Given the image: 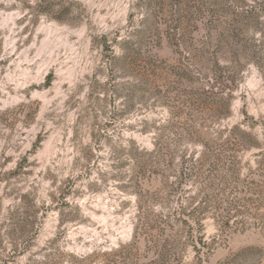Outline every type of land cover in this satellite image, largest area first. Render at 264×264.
<instances>
[{"label":"rangeland","instance_id":"rangeland-1","mask_svg":"<svg viewBox=\"0 0 264 264\" xmlns=\"http://www.w3.org/2000/svg\"><path fill=\"white\" fill-rule=\"evenodd\" d=\"M0 264H264V0H0Z\"/></svg>","mask_w":264,"mask_h":264},{"label":"trees","instance_id":"trees-1","mask_svg":"<svg viewBox=\"0 0 264 264\" xmlns=\"http://www.w3.org/2000/svg\"><path fill=\"white\" fill-rule=\"evenodd\" d=\"M220 41L221 40H218L217 41V43H219L218 45H220ZM218 48L219 47H217V49ZM219 49L222 50L223 49L222 46ZM220 67L221 66H219V64H217L215 62L214 66H213V69H215L214 70L215 75H218L219 73L222 72V70L220 69ZM239 130H240V127L238 125H235L232 128H224L223 130H221L220 132H218L216 135H217V138L218 137L219 138H222V137H224L227 134H228V136L232 137ZM250 135H252V134H248V133L245 134L244 139H248ZM196 144H201L202 145L201 152L199 153L198 156H196V152L195 153L193 152L189 156V159H187L188 162H189V164H190V167H192V172L195 171V173H196V170L198 171L202 166H204V160L206 158V155H209L211 153V148H210L209 143L207 141H205V140L204 141H200V142L195 141L194 142V145H196ZM212 155H214L213 152H212ZM186 163H187V161H185V164ZM197 201H198V198L195 195L194 197L190 198V201L188 202V207L187 208H184L183 206H180L179 208H177L178 210H176L175 213L173 214L174 217L176 219H178L177 222H179L181 220V217L187 216L189 218V220H191L198 228H200V229L203 228V225L201 223L203 222V218L205 216L206 208L204 209V206L202 204V201L201 202H197ZM159 218H160V221L159 222L161 224L162 223L163 224H166L167 223V220L168 219L163 214H160ZM189 227L190 228H193V226H191V225H189ZM198 234H199V236H198L199 238H197L195 240V243L198 242V244H200L201 246L204 247L205 246V243L203 242L204 236H203V234L201 232H198Z\"/></svg>","mask_w":264,"mask_h":264}]
</instances>
